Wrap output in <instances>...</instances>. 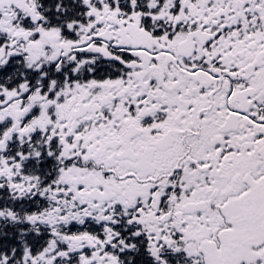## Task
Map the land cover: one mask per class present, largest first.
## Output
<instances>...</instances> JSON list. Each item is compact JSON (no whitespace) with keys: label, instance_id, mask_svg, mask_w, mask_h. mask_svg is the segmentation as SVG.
<instances>
[{"label":"snow or ice","instance_id":"snow-or-ice-1","mask_svg":"<svg viewBox=\"0 0 264 264\" xmlns=\"http://www.w3.org/2000/svg\"><path fill=\"white\" fill-rule=\"evenodd\" d=\"M0 264H264V0H0Z\"/></svg>","mask_w":264,"mask_h":264}]
</instances>
